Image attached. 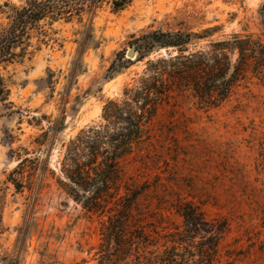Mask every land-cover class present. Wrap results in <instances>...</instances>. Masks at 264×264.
<instances>
[{"label": "rangeland", "instance_id": "obj_1", "mask_svg": "<svg viewBox=\"0 0 264 264\" xmlns=\"http://www.w3.org/2000/svg\"><path fill=\"white\" fill-rule=\"evenodd\" d=\"M25 1L0 0V29L12 7ZM263 5L264 0H133L113 11L105 1L92 19V36L76 75L70 68L89 20L40 21L25 60L0 65L8 89L0 91V264H98L105 216L86 211L59 187L65 143L82 128L103 123L105 102L121 98L148 59L175 53L153 50L134 61L127 51L136 37L157 29L190 32L216 26L211 36L197 41V49L243 29L261 32ZM120 51L133 63L105 79ZM63 114L64 127L47 139V169H33L28 161L22 177L17 165L23 157L46 156L34 137ZM120 169L121 185L141 192L133 214L150 229L181 227L174 205L192 201L207 217L227 219L218 264H264V80L250 70L213 107L203 106L187 86L174 87L149 138L122 160Z\"/></svg>", "mask_w": 264, "mask_h": 264}, {"label": "trees", "instance_id": "obj_2", "mask_svg": "<svg viewBox=\"0 0 264 264\" xmlns=\"http://www.w3.org/2000/svg\"><path fill=\"white\" fill-rule=\"evenodd\" d=\"M105 1L113 11H120L133 0H26L21 6H13L7 25L0 29V65L25 60L29 40L40 29V21L82 22L87 17V32L70 68V74L76 75L82 70L86 42L92 36V19ZM260 15L261 32L243 29L211 39L207 46L197 49V41L211 36L216 26L190 32L157 29L136 37L134 61L143 60L153 50L171 48L175 53L148 59L143 73L124 88L123 96L105 102L103 123L82 128L65 143L59 187L86 211L105 216L98 264L221 262V239L229 229L226 218H209L192 201H185L174 205L182 218L181 227L150 229L133 214L141 192L121 185L120 165L149 138L153 120L170 101L174 87L187 86L203 106L213 107L229 97L249 70L264 80V5ZM132 63L123 51L118 52L104 78H112ZM4 90L8 89L0 75V91ZM64 121L65 114L34 137L37 150L45 151L46 156L23 157L17 165L22 177L28 161L34 163L33 169H47L51 151L47 139L64 127ZM15 184L18 189L23 187L20 182Z\"/></svg>", "mask_w": 264, "mask_h": 264}, {"label": "water", "instance_id": "obj_3", "mask_svg": "<svg viewBox=\"0 0 264 264\" xmlns=\"http://www.w3.org/2000/svg\"><path fill=\"white\" fill-rule=\"evenodd\" d=\"M127 56L131 59H134L136 57V50L134 47H131L130 49H128Z\"/></svg>", "mask_w": 264, "mask_h": 264}]
</instances>
